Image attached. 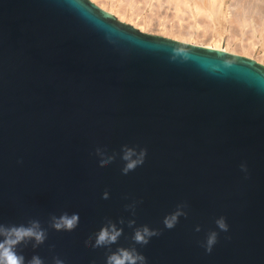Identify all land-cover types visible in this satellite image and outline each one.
Returning a JSON list of instances; mask_svg holds the SVG:
<instances>
[{
    "label": "water",
    "instance_id": "water-1",
    "mask_svg": "<svg viewBox=\"0 0 264 264\" xmlns=\"http://www.w3.org/2000/svg\"><path fill=\"white\" fill-rule=\"evenodd\" d=\"M97 144L147 157L123 175L119 157L99 163ZM133 199L137 225L161 232L137 245L148 264H264V66L142 32L90 0H0V223L47 227L78 209L76 228L21 250L104 264L84 238L105 217L133 218ZM180 202L187 218L166 229ZM220 216L229 230L207 253L199 242Z\"/></svg>",
    "mask_w": 264,
    "mask_h": 264
},
{
    "label": "clouds",
    "instance_id": "clouds-1",
    "mask_svg": "<svg viewBox=\"0 0 264 264\" xmlns=\"http://www.w3.org/2000/svg\"><path fill=\"white\" fill-rule=\"evenodd\" d=\"M95 151L99 156L101 165L113 163L117 157L123 162L120 169L121 174L127 175L145 163L147 149L139 146L122 145L120 151L109 152L106 145L97 144ZM241 172L247 177V164H240ZM102 199L107 200L110 194L107 190L102 193ZM127 200L128 197H125ZM142 201L131 200L124 204V211L131 217L125 219L121 216L118 220L105 217L101 226L89 232L84 238L85 244L92 249L103 248L105 250L104 264H148L147 257L139 251L137 245L143 247L150 243L152 238L161 235L158 228H152L148 224L137 225L135 220L137 206ZM188 204L186 202L177 203L174 210L164 215L162 224L166 229H173L181 217L187 218ZM81 221V213L78 209L64 210L59 215L50 214L47 227H44L39 219L30 218L27 223L5 224L0 223V264H45V260L37 254L26 257L21 250V246H31L32 249L44 245L49 237V230L62 232L65 229L76 228ZM216 229L209 230L204 239L200 241V246L207 253H211L217 243L219 232H227L228 224L224 216H220L214 221ZM125 226L131 229L127 246L120 245L119 241L124 236ZM196 232L201 231L200 225H196ZM115 246V247H114ZM54 246H50L51 252ZM51 264H68V260L60 255H53ZM95 264V261L92 262Z\"/></svg>",
    "mask_w": 264,
    "mask_h": 264
},
{
    "label": "bare ground",
    "instance_id": "bare-ground-1",
    "mask_svg": "<svg viewBox=\"0 0 264 264\" xmlns=\"http://www.w3.org/2000/svg\"><path fill=\"white\" fill-rule=\"evenodd\" d=\"M91 1L100 8H102L103 10L107 11L108 13L116 17L119 21L129 23L133 25V27H136L146 33L162 35V37L163 36H165L166 38L170 37L178 41L190 43L192 45H197L201 47H206L219 51H225L231 54L248 57L249 59H253L264 66V57H263L264 0H232V1L229 0L230 3L227 1L229 3V4L227 3L228 4L227 6L225 4V0H168L167 6H172L177 11L179 10L181 11L182 5L183 7L186 6L189 7V9L190 8L193 9L194 14L192 16V14L190 13V15L192 18H194V24L193 25L190 24L189 26L191 29L194 30L201 28V31H197L196 33L190 32V30L188 31L187 28L184 27L183 25H181L180 28L179 27L177 28L175 24L168 25V23H166L167 21L165 22V20L162 19V17L160 18L159 16L158 19H154V20L152 18L148 19V17H145L147 19L142 20V17L140 18L139 16L140 13L133 11V7H135L134 4L132 6L128 3L130 6H132L131 8L128 5H127L128 7L126 5H125L126 7L121 5L120 3H118L119 0L118 2L117 1L115 2L114 0H109L108 1L109 4L106 3V0L105 1L91 0ZM149 1L150 0H148V2ZM159 2L161 6L164 4L162 0H159ZM150 4L152 3L150 2ZM175 9L171 8V10L174 11ZM136 13L139 14L137 15ZM177 15L179 16L180 13H178ZM199 15H203L207 18L208 20L207 25L202 26L198 24V22H200V20L197 19ZM138 16L141 19V21L138 19ZM202 19L203 18H201V20ZM223 20L226 23H228L227 26L230 28L233 26L235 28L238 27V29L241 30V33L239 34L245 36V38L246 37H252L253 39L257 38V41L256 42L252 41L251 44L248 46L232 44L230 37H234L235 34L237 35L238 32L237 33L235 32L237 29L235 30V28L234 29L231 28L233 29V32L231 31L232 35L230 34L229 37L225 38L224 32L226 31L227 33H229L230 30H228L229 28H227V30L225 31L223 30L225 29L222 27ZM203 22H205V19ZM234 38L232 39L234 40ZM224 39H226L227 41L225 42ZM242 39L243 38H241V40ZM256 43L261 44L262 52H263L262 58L261 57L255 58L252 56V50L255 48Z\"/></svg>",
    "mask_w": 264,
    "mask_h": 264
},
{
    "label": "rangeland",
    "instance_id": "rangeland-1",
    "mask_svg": "<svg viewBox=\"0 0 264 264\" xmlns=\"http://www.w3.org/2000/svg\"><path fill=\"white\" fill-rule=\"evenodd\" d=\"M91 1V0H90ZM105 1V0H104ZM109 0H106V3H108L109 4V2H108ZM115 2L117 1L118 2V0H114ZM122 3H121V2ZM139 1V2H138ZM229 2V0H225V4H226V6L230 3H228ZM232 1V0H231ZM92 2V1H91ZM132 2H135V3H132ZM150 2L152 3V4H150ZM162 2H164V4L161 6V4H160V2H159V0H150L149 2H148V0H119V2L118 3H120L121 5H123V6H130V5H132L133 6V4H134V6L135 7H133V11H136V12H139L138 14H139V16H140V18L142 17V20H145V19H147V18H145V17H148V19H150V18H152L153 20L154 19H158L159 17L161 18L162 17V19H164L165 20V22L166 23H168V25H174L175 24V26L178 28H180L181 27V25H183L184 27H186L187 28V30L189 31L190 30V32H197V31H201V28H199V29H196V30H194V29H191L190 28V24L191 25H193L194 24V18H192L191 17V15H190V13L192 14V16H193V14H194V11H193V9L192 8H190L189 9V7H186V6H184L183 7V5L181 6L182 7V9H181V11H183V12H181L180 10L179 11H177L174 7H172V6H167V2H168V0H162ZM130 5H129V4ZM166 3V4H165ZM228 3V4H227ZM95 4V3H94ZM96 5V4H95ZM165 5H166V8H165ZM125 6V7H126ZM127 6V7H128ZM132 6H130L131 8H132ZM99 7V6H98ZM168 7H169V9H168ZM186 7V8H185ZM171 8L172 9H175V11L174 10H171ZM102 9V8H101ZM135 9V10H134ZM184 9V10H183ZM192 9V10H191ZM140 10H142V11H140ZM185 11V12H184ZM189 11V12H188ZM191 11V12H190ZM175 12H177V13H175ZM178 13H180V15L178 16L177 14ZM183 13H185V14H183ZM137 14V13H136ZM137 14V15H138ZM182 14V15H181ZM147 15V16H146ZM139 16H138V19L141 21V19L139 18ZM150 16V17H149ZM155 16V17H154ZM159 16V17H158ZM201 18H203L202 20L204 21V19H205V22H203L202 20H201ZM137 19V20H138ZM197 19L198 20H200V22H198V24H200V25H202V26H205V25H207V23H208V20H207V18L205 17V16H203V15H199L198 17H197ZM179 21V22H178ZM202 21V22H201ZM207 21V22H206ZM137 22V21H136ZM223 22V24H222V27L223 28H225V29H223L224 31L225 30H227V28H229L228 30H230L229 31V33H227L226 31L224 32V35H225V38H227V37H229L230 36V34H231V31L233 32V29L235 28L234 26L233 27H231V28H233V29H231L230 27H228L227 25H228V23H226L224 20L222 21ZM125 23V22H124ZM127 24H129V23H127ZM129 25H131V24H129ZM180 25V26H179ZM133 26V25H132ZM136 28V27H135ZM136 29H138V28H136ZM238 31H237V30ZM138 30H140V29H138ZM236 30V31H235ZM235 32L237 33V35L235 34V38L234 37H230L231 38V41H232V44H236V45H244V46H248V45H250L251 44V42L252 41H257V38H252V37H246L245 38V36H242L241 34H239V33H241V30L240 29H238V27H236L235 28ZM141 31V30H140ZM142 32H144V31H142ZM146 33V32H145ZM149 34H151V33H149ZM229 34V35H228ZM153 35H155V34H153ZM232 35V34H231ZM238 35H241V36H238ZM159 36H162V35H159ZM163 37H165V36H163ZM236 37H238V38H236ZM167 38H169V39H173V38H170V37H167ZM232 38H234V40L232 39ZM241 38H243L242 40H241ZM236 39V40H235ZM173 40H175V39H173ZM244 40V41H243ZM178 41V40H177ZM224 41L226 42L227 40L226 39H224ZM180 42H182V41H180ZM224 42V43H225ZM185 43V42H184ZM188 44H190V43H188ZM260 44V43H259ZM258 43H256V46H255V48L252 50V56L253 57H255V58H257V57H261L262 58V55H263V52H262V47H261V44L259 45ZM259 46V47H258ZM262 53V54H261ZM259 54H261V55H259ZM263 57H264V55H263ZM261 64V63H260Z\"/></svg>",
    "mask_w": 264,
    "mask_h": 264
}]
</instances>
